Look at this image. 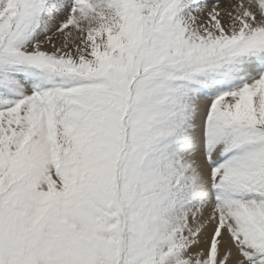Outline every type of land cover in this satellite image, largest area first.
<instances>
[{
    "label": "snow or ice",
    "instance_id": "1",
    "mask_svg": "<svg viewBox=\"0 0 264 264\" xmlns=\"http://www.w3.org/2000/svg\"><path fill=\"white\" fill-rule=\"evenodd\" d=\"M0 264H264V0H0Z\"/></svg>",
    "mask_w": 264,
    "mask_h": 264
}]
</instances>
